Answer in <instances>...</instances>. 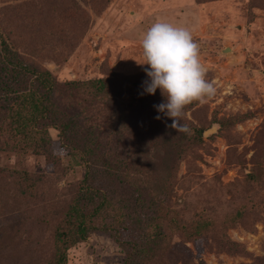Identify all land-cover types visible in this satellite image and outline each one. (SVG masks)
Returning a JSON list of instances; mask_svg holds the SVG:
<instances>
[{"label": "rangeland", "instance_id": "1", "mask_svg": "<svg viewBox=\"0 0 264 264\" xmlns=\"http://www.w3.org/2000/svg\"><path fill=\"white\" fill-rule=\"evenodd\" d=\"M160 21L191 33L206 79L216 86L205 103L193 102L184 109L182 122L203 131L201 141L185 150L179 161L180 183H174L170 203L175 202L184 224L199 215L219 218L249 201L264 203V0H0V34L20 56L49 70L60 82H77L75 90L60 98L66 113L80 124L68 138L75 139L76 160L84 137L91 138L84 158L96 170L87 183L103 192L107 203L89 217L99 227L68 246L61 264H124L129 249L120 242L130 238L135 227L130 220L143 211L151 188L155 192V183L148 179H153L152 167L160 171L165 166L161 151L150 156L148 177L145 158L129 161L131 179L124 182L114 170L100 166L105 161L114 164L117 154L129 157L132 128L122 129L121 124L139 128L152 121L142 111L148 66L137 62L143 60V34ZM109 75L116 81L102 90L95 88L93 94V87L81 84ZM105 95L110 96L107 108L123 123L96 128L93 110L86 114L83 103L92 98L98 101L95 109L104 110L100 102ZM120 132L126 134L122 137ZM49 134L51 147L44 153L24 154L12 143L0 142V264H54L55 252L63 250L54 233L69 204L77 200L85 167L64 155L56 129H49ZM105 138L107 154L98 146ZM137 185L138 200L132 191ZM183 186L192 192L187 200ZM124 214L128 230L115 235ZM248 215L225 231L241 244L242 252L217 251L209 237L182 241L175 231L170 237L174 246L163 252L160 262L131 259L134 264H264L257 260L264 258V209Z\"/></svg>", "mask_w": 264, "mask_h": 264}, {"label": "trees", "instance_id": "2", "mask_svg": "<svg viewBox=\"0 0 264 264\" xmlns=\"http://www.w3.org/2000/svg\"><path fill=\"white\" fill-rule=\"evenodd\" d=\"M199 1L201 2L202 0ZM115 81L116 79L109 75L105 78L101 77L81 82V84L87 83L88 86L93 87V94L96 92L95 88L102 90ZM76 85L77 82L70 80L60 82L55 79L49 70L40 68L23 59L19 52L0 34V142L2 141L4 146L12 143L14 147L19 149L18 151L24 154L29 151L44 153L46 150L49 151L48 148L51 147L52 139L49 129H56L67 151L64 155L72 156L74 165L85 167L83 178L79 181L77 195H75L77 200L69 204L64 213V220L60 226L57 225L54 233L55 239L61 242L60 245L63 248L60 252L55 250L57 258L54 260V264L65 262V249L75 242L83 240L90 230L99 227L93 224L89 217L92 214L99 213L98 211L107 205L103 192L98 191L97 187H91V182L87 183L88 179L92 180L96 170L95 166L90 165L88 158H84L89 153V146H92L91 138L84 137L83 144H80L79 152H81V157L78 158L80 160H76L73 156L75 150H77L74 145L75 139L71 140L72 137L68 138L70 131L77 129L80 124L75 118L66 113L60 98L62 93L73 90L71 88L75 90ZM123 88L124 86L120 89ZM88 91L91 93V90ZM159 91L157 89L155 94L145 93V100L142 105V111L144 109L146 115L150 116L152 121L147 120L139 128H135L133 123L128 126L121 124L122 129L125 127V130L127 128L131 130L132 128V131H130L132 134L131 143L129 142L128 148L129 157L127 155L122 157V155L117 154L114 164H107L105 161L100 166L101 169L114 170V173L116 172L115 174L124 182L126 178L131 179L128 173L133 164L129 168V161L133 160L134 162L137 159L145 158L146 165L143 170H145L144 173L148 177L146 166L151 162L150 156L155 157L159 151L163 154L160 163H164L165 166L160 171L154 170L153 167L150 169V173L154 176L153 179L148 180L151 183H155L153 187L155 192H152L151 188V192H148L151 195L141 205L143 211L141 214L134 216L133 221L130 220V222L135 224L130 238L120 242V244H125L124 246L129 249L125 256L124 264H134V258L131 259V256L140 257L145 262H160L159 258L164 257L162 255L163 252L166 253L171 246H174L170 237L175 231L183 238L181 239L182 241L209 237L215 243L214 247L217 251L242 252L241 244L228 238L225 231L243 216L248 214V216H256L258 212L264 209V203L258 200L249 201L248 203L240 204L233 213L224 214L219 218L201 217L199 215L197 218L191 219L189 224L183 223L179 217V210L175 208V202L170 203L169 195L173 191V185H179L180 183V181L176 180L179 161L183 159L185 150L201 141L203 129L188 126L182 120L181 124L186 125L188 128L187 132H176L175 129L169 127L168 125L172 123V119L164 116L163 113H158L154 107V105L163 102V96ZM104 99L100 102L103 104L104 110L95 109L98 101L92 98L85 100L83 103L82 110L86 114L93 110L92 120L94 127L97 128L100 125L109 128L110 126L116 127L117 124L123 123V121L120 122L121 117L116 121L110 106L107 108L110 96L105 95ZM157 115H160L161 118L156 119ZM96 119L99 123L95 122ZM137 131L140 134H137ZM123 133L126 134L125 132ZM123 133L120 132V136L123 137ZM108 136L110 137V135ZM126 138L124 137V139ZM108 140L105 138L98 145L103 146V152L106 154ZM250 178L254 180L255 175H250ZM181 189H184L183 196L187 200L192 192L186 186ZM132 191L136 193L135 198L138 200L139 192H141L140 185L134 186ZM95 197H98L101 201L97 198L95 199ZM80 199H84L82 203H78ZM88 201L91 202L88 204ZM164 205L171 206H169L170 208H165ZM170 210H173V213ZM169 212L170 215L165 218ZM125 219L124 214L119 223L122 227L118 226V228L114 229L115 235L123 232V230H128L124 226L125 222H127ZM216 226L217 229H215ZM155 248L161 249V253L156 254L153 252ZM257 260H264V258Z\"/></svg>", "mask_w": 264, "mask_h": 264}, {"label": "clouds", "instance_id": "3", "mask_svg": "<svg viewBox=\"0 0 264 264\" xmlns=\"http://www.w3.org/2000/svg\"><path fill=\"white\" fill-rule=\"evenodd\" d=\"M142 62L148 79L141 94H155L159 89L166 102L154 105L158 113L172 119L169 127L187 132L181 124L186 106L205 103L216 93L215 82L206 79L207 69L199 59L198 45L183 27L160 21L142 36ZM160 119V115L155 117Z\"/></svg>", "mask_w": 264, "mask_h": 264}, {"label": "water", "instance_id": "4", "mask_svg": "<svg viewBox=\"0 0 264 264\" xmlns=\"http://www.w3.org/2000/svg\"><path fill=\"white\" fill-rule=\"evenodd\" d=\"M224 50H227V48H225Z\"/></svg>", "mask_w": 264, "mask_h": 264}]
</instances>
